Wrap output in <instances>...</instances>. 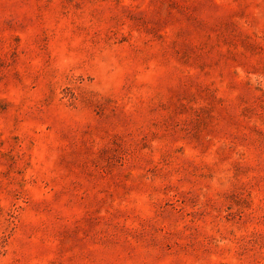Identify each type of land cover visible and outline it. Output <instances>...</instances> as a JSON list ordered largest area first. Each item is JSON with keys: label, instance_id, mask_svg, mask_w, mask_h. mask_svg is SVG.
Here are the masks:
<instances>
[{"label": "rangeland", "instance_id": "obj_1", "mask_svg": "<svg viewBox=\"0 0 264 264\" xmlns=\"http://www.w3.org/2000/svg\"><path fill=\"white\" fill-rule=\"evenodd\" d=\"M0 264H264V0H0Z\"/></svg>", "mask_w": 264, "mask_h": 264}]
</instances>
